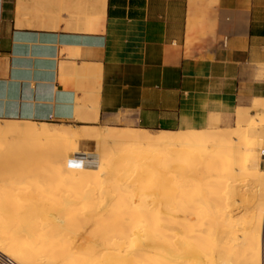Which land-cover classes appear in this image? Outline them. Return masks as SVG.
<instances>
[{
    "label": "bare ground",
    "instance_id": "bare-ground-1",
    "mask_svg": "<svg viewBox=\"0 0 264 264\" xmlns=\"http://www.w3.org/2000/svg\"><path fill=\"white\" fill-rule=\"evenodd\" d=\"M104 5L89 6L98 28ZM236 121L187 133L0 121V156L20 166L0 173V264H264V170L250 145L264 119L241 109ZM241 175L263 191L237 198L255 206L239 222Z\"/></svg>",
    "mask_w": 264,
    "mask_h": 264
},
{
    "label": "crops",
    "instance_id": "crops-1",
    "mask_svg": "<svg viewBox=\"0 0 264 264\" xmlns=\"http://www.w3.org/2000/svg\"><path fill=\"white\" fill-rule=\"evenodd\" d=\"M90 3L0 0V121L179 132L264 117V0H105L100 28Z\"/></svg>",
    "mask_w": 264,
    "mask_h": 264
},
{
    "label": "rangeland",
    "instance_id": "rangeland-1",
    "mask_svg": "<svg viewBox=\"0 0 264 264\" xmlns=\"http://www.w3.org/2000/svg\"><path fill=\"white\" fill-rule=\"evenodd\" d=\"M241 109H242V108H239V109H237V111H239V110H241ZM244 110H246V111H248V112H251L249 109H244ZM244 110L242 109V111H244ZM237 111H236V112H237ZM260 117H262V119H264L263 116H260ZM260 123H261V124H260ZM48 124H49V123H48ZM220 124H221V123H220ZM236 124L238 125V122H237V121H236ZM36 125H37V124H36ZM52 125H56V124H52ZM96 125H97V126H104V125H102V124H95V125H82V126H96ZM237 125H236V126H237ZM56 126H63V127L74 126V127H79V126H81V125H80V124H76V123H69V124L56 125ZM254 126H256V127H254L255 129H254V131H253V135H254L253 137H254V138H252V139L250 140V141H251V144H250V145H252V143H256V142H257L256 144H253V146H254V145H255V146L257 145V146H256V151H257L258 158H255V159L253 160V163L257 162L258 166H259L261 169L264 170V157H261V155H260L261 151L264 150V139H263V138H264V122H263V121H259V124H258V122H257ZM259 126H261V128H260ZM123 127H124V126H122V125H118V126H114L113 128H123ZM234 127H235V126H234ZM234 127H233V128H234ZM221 128H222V127H221ZM224 128H228V127H224ZM131 129H137V128H131ZM208 129L210 130V129H212V127L208 128ZM208 129H207V130H208ZM205 130H206V129H205ZM179 132H180V133H181V132H182V133H187L188 131H186V132H185V131H179ZM256 133H257V134H256ZM256 136H257V137H256ZM13 139L15 140L16 138H11V137L9 136V139H8V142H7V143L9 144V142L14 141ZM256 140H257V141H256ZM261 140H262V141H261ZM15 141H16V142H15ZM15 141H14V143L16 144V143L18 142V139H16ZM250 141H249V142H250ZM249 142H248V143H249ZM11 143H12V142H11ZM14 143L12 144V145H13V148H16V146H14V145H15ZM19 143H20V142H18V144H19ZM248 143H239V146H240L239 149H240V148L243 149L244 147L247 146ZM12 145H10L9 148L12 147ZM16 145H17V144H16ZM248 145H249V144H248ZM17 146H18V145H17ZM255 146H254V147H255ZM87 148H88V149H87ZM80 152H81L82 154H81ZM213 152H214V151H211V152H210V150H209V151L207 150V151L205 152V155H208V153H209V154H210V153L212 154ZM78 153H79V154H78L79 156H81V155L84 154L83 156L86 155V156H89L91 159H94V157H96V154H97V149H96V145H95V143H94V142H85V143L80 144L79 149H78ZM5 155H6V154H5ZM5 155H4V156H0V173H1V170L4 171V170H5L4 168H6V167H7L6 170L11 169V167H16V168H14L15 170L18 169V168H20V166L17 165L16 162H14V161L12 160V159H16V161H17V158H15V157L13 158V157H12V158L9 159V157H8L9 155H8V154H7V156H6L7 158H3V157H5ZM212 156H213V154H212ZM1 157H2V158H1ZM16 157H17V156H16ZM4 159H5V160H4ZM6 159H7L8 161H7ZM213 159H216V158H213ZM2 160H3V161H2ZM1 162H3V163H1ZM242 162H243V164H249V163H250L249 161H248V163H247L245 160L242 161ZM11 163H14V165H16V166H13ZM8 164H11L12 166H11V165L9 166ZM255 164H256V163H255ZM3 166H6V167H3ZM252 168H253V167H252ZM11 170H12V169H11ZM3 171H2V173H3V175H5L6 172L4 173ZM2 173H1V174H2ZM1 174H0V176H2ZM241 177L243 178L244 176L241 175ZM234 178H235V180H236V179H237V180L239 179L238 181H237V180H236V181H237L238 183L240 182V175H239V176L237 175V177L235 176ZM241 181H243V179H241ZM244 181H245L246 183H245V182H244V183L241 182V184L236 185V189H237V188L240 189L239 191H238V189H237L238 192H237L236 200H237V198H240V200H241V199H244V198H245V199H248V200H252L253 198H250V197H251V194H253V192H254V191H252V189L256 190V193H255L256 195H257L258 192H262V191H263V190H262V189H263L262 187H260V189H259L258 187H256L255 184H253L251 181H249V180H248L247 178H245V177H244ZM250 182H251V183H250ZM244 184H245V186H243ZM249 184H251V185H249ZM240 185H241V186H240ZM246 185H247V186H246ZM250 186H251V187H250ZM254 186L256 187V189L253 188ZM245 187H246V188H245ZM242 188H243V189H242ZM244 189H246V191H245ZM258 189H259L260 191H258ZM242 190H243V191H242ZM247 190H248V192H247ZM240 191H241V192H240ZM257 191H258V192H257ZM238 193H239V195H238ZM248 193H249V194H248ZM243 194H244L245 196H244ZM246 195H247V197H246ZM238 196H239V197H238ZM243 196H244V197H243ZM249 196H250V197H249ZM248 197H249L250 199H249ZM252 201H253V200H252ZM252 201H249V202H252ZM245 203H246L245 205H248L247 202H245ZM254 203H255V202H254ZM240 204H241V203H240V201H239V199H238V200H237V203H235V205H236V206L239 205V207H238V209L236 208L235 211H236L237 213L234 211V213H236V214H233L232 217H233V219H234V217H237V218H236L237 220H238V218H239V219L242 218L241 220H238L239 222H242V221H243V218L245 219L246 214L249 212L248 210H249V209L252 210L253 207H255V206H254V204L251 205V206L248 205V206H246V207H249V209L247 208V210H246V207L243 205V204H244V201H243V203H242L243 206H241ZM250 204H252V203H250ZM255 205H256V203H255ZM234 207H235V206H234ZM243 207H245V208H243ZM251 207H252V208H251ZM244 210H246V211H244ZM238 212H239V213H238ZM241 216H243V217H241ZM234 220H235V219H234ZM205 221H206V219H205ZM205 224H206V223H205ZM208 224H210V223H208ZM208 224H207V227H208V226L212 227V225H208ZM91 225H92L91 223H90V224L87 223V227H86L85 229L90 228ZM205 226H206V225H205ZM205 229H206V228H205ZM207 229H208V228H207ZM213 229H214V228H213ZM213 229L210 228L209 231H211V230H213ZM83 230H84V229H83ZM219 230H220V231L222 230V232H223V229H220L219 227H216V231L218 232V234H220V231H219ZM204 231H205V230H204ZM214 231H215V230H214ZM216 231H215V235H216ZM222 232H221V234H222ZM212 233H213V231H212ZM223 233H224V232H223ZM210 234H211V233H210ZM206 235H207V234H206ZM206 235H205V236H206ZM207 236H208V235H207ZM210 236H211V235H210ZM207 238H208V241H207V242L205 241V244L207 243L206 245L209 246V248L206 246V249H207L208 251H210L211 249H213V247L210 248L211 245H213V244H212V240H213V239H209V236H208ZM205 239H206V238H205ZM221 248H222V247H221ZM208 257H209V256H208ZM208 257H207V260L209 261V260H210V259H209L210 257H209V258H208ZM209 262H211V261H209ZM209 262H207V263L209 264Z\"/></svg>",
    "mask_w": 264,
    "mask_h": 264
},
{
    "label": "built area",
    "instance_id": "built-area-1",
    "mask_svg": "<svg viewBox=\"0 0 264 264\" xmlns=\"http://www.w3.org/2000/svg\"><path fill=\"white\" fill-rule=\"evenodd\" d=\"M227 44V38L226 37H222L220 40V45L225 48ZM261 157H264V150L261 151Z\"/></svg>",
    "mask_w": 264,
    "mask_h": 264
}]
</instances>
